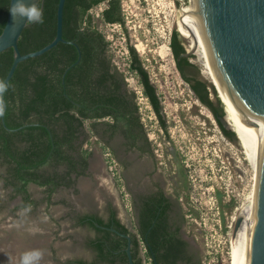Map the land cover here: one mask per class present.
I'll return each instance as SVG.
<instances>
[{
	"label": "trees",
	"instance_id": "trees-1",
	"mask_svg": "<svg viewBox=\"0 0 264 264\" xmlns=\"http://www.w3.org/2000/svg\"><path fill=\"white\" fill-rule=\"evenodd\" d=\"M10 1L0 0V34L7 21ZM58 1L40 0L38 3L43 7L44 23L27 24L24 28L18 41L23 54L39 50L55 38ZM102 2H107L102 19L106 23L125 26L121 0L65 2L63 37L75 41L82 53L81 60L66 73L65 82V70L79 56L78 47L65 42H59L39 56L21 61L8 82L10 87L5 95L7 126L20 128L33 124L11 131L0 118V162L7 166L5 184L23 194L26 206L34 203L29 191L31 183L45 187L49 199L60 187H70L78 176L86 174L91 152L82 146L89 133L101 138L107 135L109 139L122 135L133 145L142 135L136 94L129 89L124 72L113 62L110 42L95 24L90 12L91 8ZM176 2L180 6V0ZM170 47L177 68L194 96L214 114L223 134L231 141L238 142L237 131L225 128L220 123L218 116L225 115L224 105L214 84L204 78L198 64L191 61L193 55H184L187 48L176 28L171 33ZM129 51V67L136 72L143 93L162 127L167 128L157 87L137 49L130 45ZM13 60L12 47L0 52V79L4 80ZM73 174L76 178H73ZM76 217L81 225L96 230V238L89 243L96 257L92 261L70 260L71 264H130L126 251L127 238L108 227H115L132 236L134 262L142 264L136 234L117 217L116 209L112 208L108 219L93 214H79ZM139 232L148 245L154 264L191 263V257L186 253L187 242L177 236V230H170L161 220V215L158 216L152 208L140 220ZM198 264H202L201 258ZM225 264H229V261Z\"/></svg>",
	"mask_w": 264,
	"mask_h": 264
},
{
	"label": "rangeland",
	"instance_id": "rangeland-1",
	"mask_svg": "<svg viewBox=\"0 0 264 264\" xmlns=\"http://www.w3.org/2000/svg\"><path fill=\"white\" fill-rule=\"evenodd\" d=\"M121 2L126 28L102 19L101 8H105L107 2L92 10L94 22L105 33L113 62L124 72L129 89L136 94L151 147L163 155L157 156L162 161L160 166L172 173L170 160H176L175 157L184 160L186 229L201 254L202 264H225L227 261L234 264L231 233L242 204L253 191L254 171L243 144L223 134L213 113L194 96L177 68L170 47L171 33L174 28L180 30L190 1L180 0V6L176 0ZM184 44L188 49L185 40ZM130 45L139 52L161 96L168 131H162L136 72L129 67ZM191 61L198 64L204 78L212 81L196 55ZM118 139L119 136L111 143ZM111 143L89 133L82 148H87L93 158L90 176H81L79 186L76 180L74 188H60L49 199L45 187L31 183L29 191L34 203L29 206L25 205L23 194L5 184L7 166L0 162V264H19L21 254L29 249L44 250L41 264H67V258L73 256L91 260L94 254L86 246V239L93 231L86 227L76 228L73 220L78 211L96 209L104 213L107 200L111 198L123 211L127 226L135 230L133 216L123 207L126 191L122 169L118 155L110 149L113 148ZM108 151L115 162H108L105 155ZM80 192L84 200H78ZM73 232L79 250L74 254L63 252L60 246L69 243Z\"/></svg>",
	"mask_w": 264,
	"mask_h": 264
},
{
	"label": "water",
	"instance_id": "water-1",
	"mask_svg": "<svg viewBox=\"0 0 264 264\" xmlns=\"http://www.w3.org/2000/svg\"><path fill=\"white\" fill-rule=\"evenodd\" d=\"M189 1L192 10L195 6L196 50L199 58L216 77L239 116L260 174L259 206L250 205L239 212L234 223L233 244L240 264H264V0ZM13 2L14 0L10 1V7ZM26 2L39 3L40 0H26ZM65 2L66 0L58 1L55 38L41 49L25 54L21 52L18 41L27 24L23 20H14L8 12L6 24L0 34V52L9 47L14 49V60L4 78L6 82L11 80L21 61L39 56L59 42L74 44L79 49L77 61L64 72L63 82H65L68 70L82 57L78 44L63 37ZM180 34L187 42L181 32ZM184 55L195 54L193 50L187 49ZM217 93L224 105L219 90ZM5 102L7 105L6 99ZM224 111L225 115H219L218 119L222 126L233 129L225 106ZM2 122L11 131L33 124L9 128L5 116ZM108 228L127 238L126 251L129 262L136 264L131 250L132 236L115 227Z\"/></svg>",
	"mask_w": 264,
	"mask_h": 264
},
{
	"label": "flooded vegetation",
	"instance_id": "flooded-vegetation-1",
	"mask_svg": "<svg viewBox=\"0 0 264 264\" xmlns=\"http://www.w3.org/2000/svg\"><path fill=\"white\" fill-rule=\"evenodd\" d=\"M158 121L162 131H168L167 128L162 127L159 119ZM141 122L142 135L135 145L122 135H119V139L114 144L111 143L114 139L109 141L113 145V148L110 149L115 151H113L116 153L115 155H118L121 164L126 191L123 207L126 213L130 211L134 218L135 229L138 232L140 220L147 210L149 208H152V211L155 210L158 216L161 215V220L169 226V229L172 231L177 230V236L187 242L186 253L191 257L190 264H198L201 254L186 229L187 220L184 207L187 198V185L184 160L178 157H175L176 160L174 158L170 160L172 163L171 168H173L172 173H168L167 170L162 168L160 166L162 161H159L157 156L163 155L154 152L151 143L144 136V134L147 136V133L142 118ZM231 124L237 131L234 123L231 122ZM239 141L242 143L240 137ZM170 156L173 157L172 154ZM109 200L110 202L107 204L109 212L111 213L112 208L116 209V214H121V216L119 215L120 220L127 226L124 217H122L123 211L119 210L112 198Z\"/></svg>",
	"mask_w": 264,
	"mask_h": 264
},
{
	"label": "bare ground",
	"instance_id": "bare-ground-1",
	"mask_svg": "<svg viewBox=\"0 0 264 264\" xmlns=\"http://www.w3.org/2000/svg\"><path fill=\"white\" fill-rule=\"evenodd\" d=\"M191 1H194V0H191ZM183 22L184 23H181V25H180L179 31L187 39L188 49L193 50L194 54L197 56V59L199 60V62H201L199 55H198V52L196 50L197 18H196L195 6H194L193 10L191 9V5L188 9L185 10ZM205 73H207V75L210 76V79H212V81L214 82L215 88L217 90H219V93L221 94V96L224 100V106L226 107V112L228 110V113L230 112V114H231V116H230V114L228 116V113H227L228 120H229L230 124H231V122L234 123V125L237 129V132L233 128L232 124H231V127L236 132L238 139L240 137V140H241L243 146L245 147V149L248 153V157L250 159V163H251L252 169L254 171V176H253L254 180H255L254 188H253V191H251V194L249 195L247 201L242 204L241 210L245 209L246 207H248L250 205L259 206V196H260V189H261L260 174H259L257 162L254 158L253 152H252L250 144L248 142L243 124H242L239 116L237 115L236 111L234 110L233 106L229 102L228 98L226 97V95H225L220 83L216 79V77L206 67H205ZM230 117H231V119H230ZM233 233H234V229H233V232L231 233L232 255L235 259L234 264H240L239 258L237 256V253L235 251V247L233 244Z\"/></svg>",
	"mask_w": 264,
	"mask_h": 264
},
{
	"label": "clouds",
	"instance_id": "clouds-1",
	"mask_svg": "<svg viewBox=\"0 0 264 264\" xmlns=\"http://www.w3.org/2000/svg\"><path fill=\"white\" fill-rule=\"evenodd\" d=\"M9 12L14 20H23L26 24H43L44 11L42 5L38 3H27L26 0H14ZM10 85L5 80L0 79V118L6 114L5 95ZM42 249H29L23 252L19 259V264H41L44 256Z\"/></svg>",
	"mask_w": 264,
	"mask_h": 264
},
{
	"label": "crops",
	"instance_id": "crops-1",
	"mask_svg": "<svg viewBox=\"0 0 264 264\" xmlns=\"http://www.w3.org/2000/svg\"><path fill=\"white\" fill-rule=\"evenodd\" d=\"M109 120H110V119H109ZM117 136H119V135H116L114 138H116ZM102 138H104V139L106 140V143H107V142L109 143L110 139H114V138H110V139H109L107 135L104 136V137H102ZM92 164L94 165V163H93V158H90V157H89V167H88V169H87V172H86L85 175H80V176H78V178L76 179V180H77V186H79V185H78V179H79L81 176H90V172H89V170L91 169ZM73 178H76V175H75V174H73ZM71 187L74 188V185H72V186H70V187H65V188H71ZM60 188H63V187H60ZM60 188H59V189H60ZM59 189H58V190H59ZM58 190H57V191H58ZM57 191H56V192H57ZM77 191H78V190H77ZM56 192H55V193H56ZM77 198H78V200H79V199H83V198H85V196H83L82 192H80V195H79ZM73 199H76V196H73ZM83 200H84V199H83ZM108 202H110V200H107V204H108ZM107 204H106V206H105V211H104V213H101L100 211H97L96 209H94V211L91 210V211H86V212H83V211L79 212V211H78V212H76L75 218H74V220H73V225H75L76 228H79V227H86L87 229L93 231V235H91L90 237H88V238L86 239V246L92 250V253L94 254V256H93V258H92L91 260H87V261H92V260L96 257V252H95V250L89 245V243H90L91 240H93V239L96 238V236H97V232H96L95 229L91 228V227L88 226V225H81V224L78 222L76 216L79 215V214H81V215H83V214H93V215L101 216V217H103L104 219H108V218L110 217L111 213L109 212L110 210L107 208ZM119 215L121 216V214H119ZM119 215H117V216H118V218L120 219ZM127 227H128V226H127ZM72 235H73V236H72V238L70 239L69 243H62V244H61L60 247H62V251H63V252L66 251V253L74 254V253H77V250H79V248L76 247L77 237H76V235L74 236V232H73ZM64 248H66V250H65ZM74 259H82V258H78V257H74V256H73V257H70V258L68 257L67 260H66V263H67V264H71V263H70V260H74ZM84 260H85V259H84Z\"/></svg>",
	"mask_w": 264,
	"mask_h": 264
},
{
	"label": "built area",
	"instance_id": "built-area-1",
	"mask_svg": "<svg viewBox=\"0 0 264 264\" xmlns=\"http://www.w3.org/2000/svg\"><path fill=\"white\" fill-rule=\"evenodd\" d=\"M102 3H104V2H102ZM102 3L98 4L93 9L97 8ZM93 9L90 10L91 13H92ZM101 10L103 12L104 8H101ZM105 155L108 158V162H115V159L112 158V154L110 151L106 152ZM110 167L112 169V166H110ZM133 232L136 234V237L138 240L139 256L141 258L142 264H154L153 257L149 253V248H148L147 243L145 242L144 238L141 236V234L136 229L133 230ZM203 264H205V262H203Z\"/></svg>",
	"mask_w": 264,
	"mask_h": 264
}]
</instances>
